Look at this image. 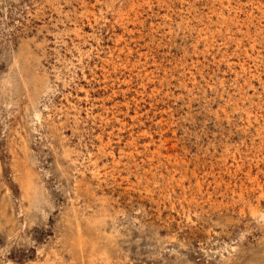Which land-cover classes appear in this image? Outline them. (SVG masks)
<instances>
[{
  "label": "rangeland",
  "instance_id": "obj_1",
  "mask_svg": "<svg viewBox=\"0 0 264 264\" xmlns=\"http://www.w3.org/2000/svg\"><path fill=\"white\" fill-rule=\"evenodd\" d=\"M0 264H264V0H0Z\"/></svg>",
  "mask_w": 264,
  "mask_h": 264
},
{
  "label": "bare ground",
  "instance_id": "obj_2",
  "mask_svg": "<svg viewBox=\"0 0 264 264\" xmlns=\"http://www.w3.org/2000/svg\"><path fill=\"white\" fill-rule=\"evenodd\" d=\"M136 1V0H135ZM227 1V0H226ZM228 3V2H227ZM221 6V5H220ZM228 6V5H227ZM223 7V6H222ZM223 9V8H222ZM228 9H230V8H228ZM221 12V11H220ZM227 12H228V10H227ZM230 12V11H229ZM211 13V12H210ZM235 15V14H234ZM248 16H250V12H249V15ZM221 17V16H220ZM224 17V16H223ZM223 19V18H222ZM225 19V18H224ZM228 20V19H227ZM226 20V21H227ZM223 22V21H222ZM229 22V21H228ZM232 22V21H231ZM240 25V24H239ZM239 30V29H238ZM227 32V31H226ZM239 44V43H238ZM18 55V54H17ZM17 59V58H16ZM39 61V60H38ZM188 72V71H187ZM34 73V72H33ZM190 73V72H189ZM191 74V73H190ZM31 78H33V77H31ZM34 79V78H33ZM43 81V80H42ZM51 88V87H50ZM249 115V114H248ZM261 116V115H260ZM261 118V117H260ZM255 120V119H254ZM253 120V121H254ZM249 121V120H248ZM149 136V135H148ZM162 144V143H161ZM144 145V144H143ZM130 146V145H129ZM166 149V148H165ZM168 155H170V154H168ZM132 156V155H131ZM171 156V155H170ZM258 159V158H257ZM251 160V159H250ZM252 160H254V159H252ZM251 160V161H252ZM159 161V160H158ZM175 162H177V160L175 159ZM179 165V164H178ZM211 168V167H210ZM97 173V172H96ZM229 173V172H228ZM258 173V172H257ZM27 174H28V172H27ZM248 175V174H247ZM25 176H26V174H25ZM99 176V175H98ZM256 175L254 174V177H255ZM30 177V176H29ZM248 177V176H247ZM253 177V178H254ZM253 178H251V179H253ZM24 179H26V178H24ZM29 179H31V178H29ZM28 180V179H27ZM251 181V180H250ZM259 181V180H258ZM32 183V182H31ZM218 183V182H217ZM24 184H26V183H24ZM257 185V184H256ZM241 186V185H240ZM33 187H34V185H33ZM245 187V186H244ZM260 187H261V185H260ZM37 188V187H36ZM36 188H34V189H36ZM258 188H259V186H258ZM239 189H240V187H239ZM183 190V189H182ZM248 190H250V189H248ZM183 192H184V190H183ZM24 193V192H23ZM25 194H26V191H25ZM24 195V194H23ZM30 195H31V193H30ZM34 195V194H33ZM208 195V194H207ZM240 195V194H239ZM258 196V195H257ZM27 197V196H26ZM30 197V196H29ZM34 197V196H33ZM32 197V198H33ZM262 197V196H261ZM32 200V199H31ZM33 202V201H32ZM29 204V203H28ZM77 223V222H76ZM73 227H74V225H73ZM79 228V227H78ZM78 230V229H77ZM73 231V230H72ZM75 235H77V234H75ZM75 237H77V236H75ZM77 238H75L74 240H73V243H74V241L76 240ZM76 242H77V240H76ZM77 244H78V242H77ZM73 245V244H72ZM77 246V245H76ZM76 246H73V247H75L76 248ZM79 247V246H78ZM81 247H82V245H81ZM79 255V254H78ZM81 260V259H80ZM83 260V259H82Z\"/></svg>",
  "mask_w": 264,
  "mask_h": 264
}]
</instances>
